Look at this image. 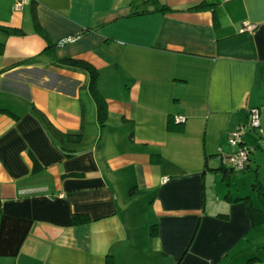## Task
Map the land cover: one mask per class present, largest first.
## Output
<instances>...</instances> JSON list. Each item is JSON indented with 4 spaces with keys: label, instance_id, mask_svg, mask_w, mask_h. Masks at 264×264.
Instances as JSON below:
<instances>
[{
    "label": "crops",
    "instance_id": "0c3cea01",
    "mask_svg": "<svg viewBox=\"0 0 264 264\" xmlns=\"http://www.w3.org/2000/svg\"><path fill=\"white\" fill-rule=\"evenodd\" d=\"M158 1L0 0V264H264L218 158L257 108L264 181V0Z\"/></svg>",
    "mask_w": 264,
    "mask_h": 264
},
{
    "label": "trees",
    "instance_id": "16d2710c",
    "mask_svg": "<svg viewBox=\"0 0 264 264\" xmlns=\"http://www.w3.org/2000/svg\"><path fill=\"white\" fill-rule=\"evenodd\" d=\"M144 2L157 4L159 1L158 0H144ZM195 8H200V5L196 6ZM159 10L160 11H166V10H169V8L165 5H162L159 8ZM153 11H154V9H143L140 11L133 12L132 15L149 13V12H153ZM36 27H37V30H39V32L43 35V37L47 36L44 33V31H42L40 29V27L38 25H36ZM0 28L2 30L6 31L7 33H11V34L23 33L21 30H17V29H13V28H7V27H0ZM47 42H48V45L46 46V49L49 50L52 47V44L49 41H47ZM2 50H3V43L0 42V53L2 52ZM56 62L59 64H62V65H65V66H72V67L78 68V69L83 70L89 74V77H90L89 89H90V91H91V93L95 99V102H96L97 119H98L99 123L101 125H103L105 120H106L107 105H106L105 100L100 96L98 89H97V86H96L97 79H98V72L95 69V67H93L88 62H85L79 58H73V57H64V58H59V59L57 58ZM45 124H46L47 128L50 130V132L55 137H58V138L62 137L61 133L55 127H53L48 121L45 120ZM66 138L70 141L79 142L81 140V133H76V134L75 133H69L66 135ZM69 155L71 156V154H69ZM247 166L245 167V169H243L239 172H244L247 169ZM220 170L223 173V178L225 179V181L229 185L230 184V176L232 175V173L234 171L232 169H228L227 167H224V166H221ZM251 186H252V189L256 193V196H257L258 201H259V206L253 205V203L251 201V196L248 194L237 196L235 198V201L242 200L245 202V204L247 206L248 213L250 214V217H251L252 224L257 226V225L264 223V184H262V181L257 177V178H255V181H253ZM228 196H229V194H227V197ZM78 221H76V222H78ZM80 221H82V220H80ZM155 226L156 225H154V224L152 225L151 233L155 232ZM255 258H257V257H255ZM105 264H114V262L111 260V257L108 256L105 260Z\"/></svg>",
    "mask_w": 264,
    "mask_h": 264
},
{
    "label": "built area",
    "instance_id": "2783aa9c",
    "mask_svg": "<svg viewBox=\"0 0 264 264\" xmlns=\"http://www.w3.org/2000/svg\"><path fill=\"white\" fill-rule=\"evenodd\" d=\"M27 1L28 0H15L14 9L20 10ZM72 39H74V37H69L67 40ZM248 115V124L239 125L230 134L228 145L230 146L231 150L228 153H223L222 149L220 148L218 153V158L221 165L227 167L228 169H232L233 171H241L245 169V167L248 165L250 154L253 151V147L244 143L242 139L243 134L248 128L259 130L260 127L258 109L250 108ZM176 121L182 122L184 121V117L177 116Z\"/></svg>",
    "mask_w": 264,
    "mask_h": 264
},
{
    "label": "rangeland",
    "instance_id": "374dc122",
    "mask_svg": "<svg viewBox=\"0 0 264 264\" xmlns=\"http://www.w3.org/2000/svg\"><path fill=\"white\" fill-rule=\"evenodd\" d=\"M248 121L246 124H248ZM262 172H264V171H262ZM215 177H216V181H217L216 184H218V185H219V183L220 184H226V182L223 181V183H222L220 181V174L216 173ZM253 178H254V171L253 170H248L247 172H234L230 177V184L232 186V189L238 187L239 192H242L244 194H245V192H249V194H251L253 197L254 204L259 205L258 201L256 200L255 194H254V192L250 186V183L253 182ZM259 179L262 180L261 175L259 176ZM262 182H264V181H262ZM214 190H215V188H214Z\"/></svg>",
    "mask_w": 264,
    "mask_h": 264
}]
</instances>
